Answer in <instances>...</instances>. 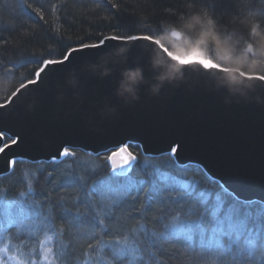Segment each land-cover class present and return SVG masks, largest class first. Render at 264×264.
Returning <instances> with one entry per match:
<instances>
[{"label":"snow or ice","instance_id":"obj_1","mask_svg":"<svg viewBox=\"0 0 264 264\" xmlns=\"http://www.w3.org/2000/svg\"><path fill=\"white\" fill-rule=\"evenodd\" d=\"M237 2L174 0L160 8L159 14L153 13L156 28L152 29V24L142 23L149 17L135 11L147 6V0H89V14L103 11L98 17L103 30L94 42H86L91 40V32L73 39L54 27L59 22L70 30L73 21L85 18L81 10L86 6L80 0H29L16 8L5 5L6 13L0 8V15L11 17L0 26V76L7 78L25 65H34L0 102V178L12 176L25 161L41 165L27 179L20 177L0 186V264H264V73L236 69L244 79L255 82L254 94L261 100L234 97L231 102L260 115L258 128L252 131L247 124L230 129L236 151H250L258 158L260 185L251 194L215 176L202 162L182 160L185 142L179 135L154 152L143 141L127 137L99 151L61 141L50 155L36 158L19 151L26 142L25 134L3 127L25 89L43 83L52 72L69 65L78 69L114 48L126 50L121 67L139 65L146 77H151L149 51L158 48L183 73L196 66L192 71L199 73L198 83L193 85L190 101L224 97L228 89L209 78L208 70H215L217 76L232 69L199 49L174 52L150 33L162 30V21L175 23L192 11L201 12L209 23L214 19L226 23L229 17L234 20L246 15L255 20L253 30L264 22V0H245L243 11ZM151 3L159 7L157 0ZM21 15L33 24H17ZM172 35L179 37L180 33L173 29ZM38 37L49 43H39ZM33 44L42 50L29 51ZM93 78L102 87L86 96L82 116L102 124L110 117L100 114L104 104L114 105L116 113L124 104L112 94L118 69L110 77ZM168 84H162L160 92ZM143 90L141 86L138 99ZM66 93L72 96L71 89ZM171 111L177 119L193 124L208 119L203 112ZM31 116L41 118L37 127L48 140L40 112L33 111ZM250 142H254L251 148ZM77 148L99 162L84 164L77 158ZM44 164H65V168L57 174L53 167L45 175ZM190 170L199 172L201 178L189 176ZM17 182L22 189L16 188Z\"/></svg>","mask_w":264,"mask_h":264},{"label":"water","instance_id":"obj_2","mask_svg":"<svg viewBox=\"0 0 264 264\" xmlns=\"http://www.w3.org/2000/svg\"><path fill=\"white\" fill-rule=\"evenodd\" d=\"M117 49L101 53L78 69L69 65L62 71L52 72L43 83L23 91L16 99L11 117L3 123L6 129L25 134L26 142L19 151L26 156L40 158L50 155L61 141L99 151L107 144L131 137L143 141L145 147L154 152L166 147L171 139L179 135L185 142L180 154L182 160L202 162L212 174L223 177L250 194L258 190V158L250 151L237 152L230 136V129L234 125L247 124L250 131L258 128V112L231 103L234 97L260 102L259 95L254 94L255 82L244 79L235 71L236 68H229L231 72L217 76L215 70H208V77L223 84L228 94L224 97L196 98L192 102L189 98L194 96L193 85L198 83L199 75L192 71L196 66H190L185 73H174V79L164 80L162 84H170L163 91L160 92V86L158 91L151 92L149 86L156 83L154 78L165 71L170 61L161 55L158 48L151 49L148 56L151 77H146L139 65L121 67L125 62L126 50ZM133 68L141 71V78L132 85L135 96L138 97L141 86H144L135 103L132 102L137 99L132 98V93L122 88L119 94L117 92L123 79L122 71ZM117 69L118 78L112 94L124 104L120 105L118 113L114 105L104 104L99 111L102 116H110L108 120L102 124L89 122L82 116L85 98L95 95L97 89L102 87L96 84L93 77H110ZM203 71L200 69V72ZM66 89L72 90V96L66 93ZM171 109L187 110L188 115L203 112L208 119L198 124L189 123L186 119H177ZM36 110L42 116L48 140L44 139V134L37 127L41 118L31 116ZM76 150L87 153L82 148Z\"/></svg>","mask_w":264,"mask_h":264},{"label":"trees","instance_id":"obj_3","mask_svg":"<svg viewBox=\"0 0 264 264\" xmlns=\"http://www.w3.org/2000/svg\"><path fill=\"white\" fill-rule=\"evenodd\" d=\"M28 2L29 0H0V8H3V11L6 13L7 7L16 8L18 7L19 3H28ZM244 2L245 0H238L236 4V6L241 9V11L244 10L243 9ZM80 3H83L86 6L85 9L81 10L85 16L84 19L78 17L75 21H73V25L70 30L68 29L67 25L62 26L61 23L59 22L55 23L54 27L58 29L65 36L71 35L73 39H75L77 36H85L86 34L91 32L92 33L91 40H87L86 42H94L95 35L103 30L102 26H98L101 24L98 17L99 15L103 14V11L95 15L89 14L87 12V8L91 7L89 0H80ZM157 3L159 7L153 5L151 3V0H147V6H141L135 9V11L140 16L149 17V19L142 21V23L152 24V29L156 28V25L152 23V19H151L153 17V13L159 14L160 8L166 6L169 3H174V0H157ZM5 5L7 7H5ZM207 11L209 12V15L212 14L211 7H209ZM49 19H53V17H49ZM9 21H11L10 16H8L7 14L0 15V26H2L4 22H9ZM249 22H251V24ZM254 22H255L254 19L249 18L246 15L237 16L234 20L229 17L226 23H221L215 20L217 31L219 32L221 39L225 42V45L228 48V52L227 53L221 52L218 55L217 60L214 59V61H216L218 64L222 65L223 67L236 68L244 73H264V22H261L259 27L253 30ZM19 23L32 25L33 20H29L26 16L21 15L19 17V20L17 21V24ZM166 24L167 23H164L162 21L161 22L162 30L151 31L150 34L157 36L159 34L164 33L166 30ZM136 27L139 29L141 25L138 24L136 25ZM105 34H107V32H105ZM187 34L188 36H192L193 33L192 31H187ZM171 36L173 42L179 44L181 40V33L179 37H175L172 35L171 32ZM39 43L47 45L49 41L46 39L39 40ZM163 43L169 46L167 43L165 42ZM28 50L36 51L37 53H39L42 49L38 45L33 44L32 46L29 47ZM208 50L209 52L206 53V56L210 58H214V55L216 54L213 52L211 43H209L208 45ZM9 55L12 54L9 53ZM29 67H34V65H25L24 68L17 69L15 75L9 76L7 78L0 76V102H3V98L10 94L12 85L18 86V84L22 82L21 76H25V77L27 76L26 69ZM76 152H77L78 160H80L84 164L90 165L92 163L99 162L95 156L90 157L88 156L87 153L80 150H76ZM40 167H41L40 164H32L28 161L20 163L17 165L16 171L12 176H9L7 178H0V186H6L13 180L19 181L20 177H24L25 179H27L30 174L36 172L37 169ZM53 167L55 168L57 174H59L64 170L65 164H57L55 166L44 164L43 166L44 174L46 175L47 172L51 170ZM100 174L102 173H98V175ZM188 175L195 176L197 179L201 178L200 173L196 172L195 170H190ZM95 178L96 177H93L92 179ZM42 183H43V179H41V184ZM89 183H91V180H89ZM205 186L211 187V185L207 184V182H205ZM16 188L22 189V185L17 182Z\"/></svg>","mask_w":264,"mask_h":264},{"label":"clouds","instance_id":"obj_4","mask_svg":"<svg viewBox=\"0 0 264 264\" xmlns=\"http://www.w3.org/2000/svg\"><path fill=\"white\" fill-rule=\"evenodd\" d=\"M249 23L251 24V22ZM173 29L181 33V40L179 44L173 42L172 40L171 32ZM186 30L192 31V36H188ZM156 38L161 39L162 42L167 43L172 51L180 52L181 54H183L181 50L199 49L200 52L206 55V53L209 52V43H211L213 52L216 54L214 55V58H212L213 60H217V57L221 52H228V48L226 47L225 42L221 39L220 34L217 31L215 20L209 23V21L205 19L203 14L199 11L189 12L184 16V19L178 20V22L176 23L166 24L165 32L157 35ZM122 50L124 49H117V51ZM181 72V66L175 61H170L165 71H163L154 78L156 80V83L150 85L149 90L151 92L158 91L159 87L162 85V82L164 80L174 79L175 76L173 74H179ZM122 77L123 79L121 80L120 85L117 89L118 94L120 92V89L122 88L123 91L132 93L133 99H138V97L134 94V89L132 85L137 83L138 80L141 78L140 69H124L122 71Z\"/></svg>","mask_w":264,"mask_h":264}]
</instances>
